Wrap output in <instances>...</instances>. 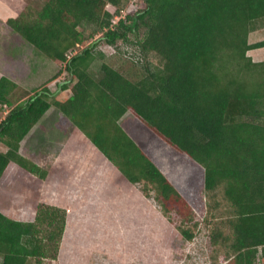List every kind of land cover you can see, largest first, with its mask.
I'll return each mask as SVG.
<instances>
[{
  "label": "trees",
  "instance_id": "trees-1",
  "mask_svg": "<svg viewBox=\"0 0 264 264\" xmlns=\"http://www.w3.org/2000/svg\"><path fill=\"white\" fill-rule=\"evenodd\" d=\"M129 1L46 0L39 8L28 2L7 20L38 53L64 66L69 78L61 87L71 93L52 100L47 87L32 93L0 78V104L8 108L0 121V144L7 147L0 150V178L11 162L47 177L20 153V143L55 105L130 182H144L146 192L153 186L165 214L191 221V204L120 125L131 110L204 168L209 196L222 190L233 231L225 264L264 261V61L248 55L264 47V39L249 41L264 26V0H140L123 14ZM86 25L95 26L89 35ZM141 28L143 74L130 76L106 61L92 69L105 58L99 42L118 48ZM66 226V209L48 203L37 204L34 220L0 210V264L56 260ZM180 227L188 240L194 237Z\"/></svg>",
  "mask_w": 264,
  "mask_h": 264
},
{
  "label": "rangeland",
  "instance_id": "rangeland-1",
  "mask_svg": "<svg viewBox=\"0 0 264 264\" xmlns=\"http://www.w3.org/2000/svg\"><path fill=\"white\" fill-rule=\"evenodd\" d=\"M25 1L39 8L46 0ZM140 5V0H130L123 14ZM108 9L115 10L113 5H108ZM2 26L5 31L9 28L5 24ZM94 29V25L84 26L86 35ZM143 33L141 28L138 37L131 35V41L120 42L118 48L99 42L97 50L102 51L105 58L96 59L92 69L98 71L102 61H106L130 76L143 74L142 66L137 62L141 54L136 44V39L142 38ZM99 36L100 33L90 42ZM263 39L264 26L249 34L250 42ZM256 54L260 58L254 57ZM248 55L254 61H264V47L250 50ZM43 62L53 64L48 71L52 76L48 81L33 82L29 71L31 66L34 71L40 72L42 78L48 76L41 66ZM17 64L24 65L21 70L25 79L22 82L27 86L29 83L33 85L30 87L32 93L47 87L52 100L65 99L70 95V87H61L69 78L64 66L38 53L17 33L5 32L0 36V71H14ZM34 64L41 68L36 70ZM57 74L60 75L54 80ZM7 110L0 104V121ZM52 112L53 119L59 121L58 109L55 107ZM44 127L45 123L41 121L40 128ZM135 131L143 137H137L128 128L132 138L150 159L177 189L180 187L182 195L193 207V219L183 222L182 216L175 211L165 214L153 186L150 185L146 192L144 182H130L111 165L107 174L101 173V166L97 171L93 166L96 158H87V145L79 142L76 143L77 148L73 140L66 141V133L60 134L61 129L58 130L61 142H55L51 149L45 151L38 143L40 138L36 140L41 137V131L35 132L25 141L24 153L44 167L51 168L49 179L42 182L37 176L12 164L0 182V210L8 216L29 220L34 218L39 201H52L66 209L67 226L59 257L56 260L47 259L43 264L226 263L227 257L232 254L229 244L233 237L226 217L232 210L222 190L209 196L204 184V168L199 163L170 145L144 123L139 124ZM6 149L0 144V150ZM180 226L193 232L194 237L191 240L184 237Z\"/></svg>",
  "mask_w": 264,
  "mask_h": 264
},
{
  "label": "crops",
  "instance_id": "crops-1",
  "mask_svg": "<svg viewBox=\"0 0 264 264\" xmlns=\"http://www.w3.org/2000/svg\"><path fill=\"white\" fill-rule=\"evenodd\" d=\"M26 4L27 3H26L25 0H0V30L4 31V32L0 31V36H2L3 33H5V32L8 33V34L11 33V32L13 34L14 33L16 34V32H14L12 30V28L7 24V20L9 18L17 17L19 15V13L23 10V8L25 7ZM3 24L7 25V27H9L8 28L9 30L7 29V31H5L6 28H3V26H2ZM254 57L260 58V55L256 54V56H254ZM255 61H263V59H258V60H255ZM34 65L36 66V70H38V68H41L40 65L39 66L37 64H34ZM41 66L44 67V69H46V71L48 73V76L47 77L44 76V78H42L40 76V74H39L40 72L34 71L32 66H31L29 71H30L31 75H33V82H34V80H41L43 82L44 81H48L49 78L52 76V75H49L48 71L50 70V67H53V64H45L43 62L41 64ZM23 67H24L23 64H17V66L14 68V71L10 72L7 69H5L4 71L1 70L0 71V78L5 75V76L9 77L10 79H12L13 81L17 82L18 84L23 85V87H25L26 89L30 90V87L33 86V85H30V83H29V85L27 86L26 84H24L22 82V79H25L22 76L23 70H21V69H23ZM50 95H52V94L50 93ZM55 107H56L55 105H52L46 111V113L43 115V117L38 121V123L31 129V131L24 137V139L20 143V153L48 171L47 177L45 179H41L42 182H44V181L47 182V180L49 179L51 168L50 167L49 168L48 167H44L42 164H40L39 162H37L33 158H30L29 156H27L24 153V145H25V141L27 140V138H30L32 134H34L35 132H39V131H41V137H38L36 140H38L40 138V142H38V143L42 144V147H44V151L48 150V149H51L52 148V144H54L55 142H58V143H59V141L61 142V137L59 138V136H60V134H62L64 132V133H66L65 136H67L66 141L69 142V140L70 141L73 140L72 142H75V146L77 148H78V145H76V143H79V142H82V143L87 145L86 148L88 150V153L87 152L86 153L88 154L87 156H89L87 158H89V159L96 158V163L93 164V166H94V168L97 169V171H99V167L101 166V168H102L101 169V173L104 172V174H107L110 171L109 170L110 169V165H111V168L118 170L117 167L104 155V153L102 151H100L97 148V146L94 145V143L91 141V139L82 130H80L70 119H68L66 116H64L57 107L56 108L58 109V115L60 117H59V121L54 120L53 119L54 114H53L52 111H53V109ZM41 121H43L45 123V127L44 128H40ZM119 123L122 126V128L129 135H130V133L128 132V128L131 129L132 132L137 137H140V136L143 137V135H140L139 132L137 133L135 131V129L137 128V126H139V124L144 123V122L139 117H137L131 110H128L119 119ZM55 127H56V129H55ZM59 129H61V131H62L60 134H58V130ZM6 150H2V151H6ZM93 161H95V159L92 160V162ZM12 164L17 165L15 162H11L8 165V167H7L6 171L4 172V174L2 175V177L0 178V182L3 179V177L5 176L9 166H11ZM21 169L24 170L23 168H21ZM24 171L28 172L26 170H24ZM98 173H100V172H98ZM178 190L182 193V190H180V187L178 188ZM96 200L99 201L100 199H96ZM40 202L48 203V204H51V205H55V206H59V207L64 208L62 205H60L58 203H55V202H52V201H39V202H37V204H39ZM37 204H36V208H37ZM9 217H11V216H9ZM12 218H14V217H12ZM34 218H35V215H34ZM34 218L33 219H29V220H34ZM15 219H18V218H15ZM18 220H21V219H18Z\"/></svg>",
  "mask_w": 264,
  "mask_h": 264
},
{
  "label": "built area",
  "instance_id": "built-area-1",
  "mask_svg": "<svg viewBox=\"0 0 264 264\" xmlns=\"http://www.w3.org/2000/svg\"><path fill=\"white\" fill-rule=\"evenodd\" d=\"M77 50H74V51H70L69 54H68V57L70 58L74 53H76ZM255 264H264V261L261 260V257L259 256L257 259H256V262Z\"/></svg>",
  "mask_w": 264,
  "mask_h": 264
}]
</instances>
